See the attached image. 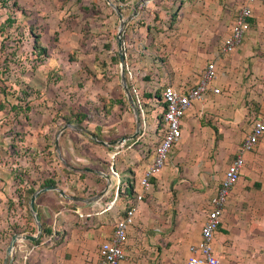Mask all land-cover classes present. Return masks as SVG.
I'll return each instance as SVG.
<instances>
[{"label":"crops","instance_id":"1","mask_svg":"<svg viewBox=\"0 0 264 264\" xmlns=\"http://www.w3.org/2000/svg\"><path fill=\"white\" fill-rule=\"evenodd\" d=\"M55 1L56 3H60L58 7H54L53 5L52 7L48 4L49 0H45L44 2L42 12L50 18L46 21L47 26H44L45 31H49V23L51 21L58 23V20L64 16V12L72 15L69 21L70 28L75 27L77 19H81L86 15L91 17V14L93 15L92 17L103 16V18L99 17L100 20L97 23L102 28L105 27L103 25L104 22H111V13L115 15L117 20L118 14H120L125 26H128L129 22L135 20L139 13L143 11V8L146 11H151L154 10V7H157L162 12H168V16L173 19L175 14L176 17L180 15L179 19L180 17L182 19L172 23V28L175 29L170 32L172 35L169 36V50L171 53L169 57L172 64L170 70L172 71L171 75L174 77L168 79L166 82L176 89L191 86L198 78L197 75H194L193 78L188 73L193 53L198 54L196 59L200 61L214 60L215 62L217 75L210 85L219 91L222 88L226 90L225 96L219 99V101L224 103L221 112L224 118L222 121L226 122L223 128L224 135L219 137V141H222V146H228V148L224 152L218 153L214 165L204 164L201 167V171L199 167L196 168L193 177L186 176V178L178 179L174 176L171 169L167 170L165 167L161 169L158 175L151 179L150 189L137 207L134 224L128 229L127 238L123 245L125 258L119 263L184 264L188 254V246L195 243L199 238V230L204 221L205 213L208 210V200L219 184L223 171L240 144V140L243 139L250 128L245 123V119L248 118L249 112L252 113V109L246 106L247 110H244L243 106H238L237 99L231 96L232 89L239 88L233 83V77L237 74L240 60L248 59L253 73L250 74L248 79L252 87L251 89L246 88V90H249L248 95L253 100H260L262 95H264V86L260 82V79L264 76V48L262 47L259 51H252L251 45L241 42L235 52L237 53L236 55L221 54L218 50L215 52L213 49L208 52L205 41L202 44V51H197L195 46L196 41H194L192 36L200 33V35L204 36L203 39L206 40L208 33L211 34L215 31L222 39L228 33L230 26L228 23L231 24L232 20H230V15H227L223 16L220 25L219 23H212L213 25L211 24L208 28L202 24L201 28L204 29H202V32L199 26L195 28L192 22L184 20L186 12H191L196 8L195 6H198L196 4L192 5L190 0H113L115 1L113 5L107 3V0H104L105 2L102 0ZM101 1L102 4H100ZM199 1L201 0H198L197 3ZM238 1L241 2V0ZM142 3V9H139ZM214 7L216 12L221 11L218 8V4ZM212 8L213 6H211ZM103 10H106L107 16L104 15ZM157 11L155 10V12ZM230 13L232 12L230 11ZM218 17L220 18V15ZM159 21V19L154 20L152 24L155 25ZM89 26L90 23L87 22V39H90L91 36L94 42L101 36L100 34L98 37L93 36L95 34L94 30L90 31ZM144 27L147 29V24ZM158 27L156 25V28ZM99 29L102 30L100 27ZM62 31L61 33L58 32L56 36L52 34V38H54L52 40L61 45V49L65 51L66 56L68 53L67 49L69 48L67 44L71 43V41L67 42L68 37L70 38L68 35L69 33H73V31L70 32L69 28L62 29ZM157 34L159 35V31ZM151 35L153 36V32ZM37 43L43 47L39 36ZM103 46L109 48L110 45L104 44ZM124 50L123 58L129 70L128 77L130 78V82H132L133 75H137L139 72L132 69V66H128V57L131 52L127 50L126 45ZM256 52L261 53V55L255 56ZM144 61L145 59L143 58L139 62L143 63ZM156 65L157 63L154 62L152 67L150 66L147 71L148 79L144 81L143 85L137 83L144 101L150 96L154 86L155 81L152 77H155L154 74L157 73ZM50 68L49 71H52L55 67L52 66ZM177 71H179L181 76L186 75L188 77V85L177 84ZM142 73L144 72H140L139 74L142 75ZM218 75L220 76L218 77ZM117 86L118 84L116 83L110 86V88L105 87L102 90L98 85L91 87L92 89L89 92L93 103L88 109L86 108L87 114L80 111L69 112V110L65 109L62 115L58 116L57 120H54L58 125L53 131L52 137H48L49 124L47 123L42 128L36 126L31 128L32 131L26 133L25 139L29 146V153H27L28 155H22L21 160L23 158V163L29 164L30 167L33 166L32 162L39 164V166H36L38 171H35L38 174L39 171L41 175L43 174L40 177V181H36L37 183L33 185H27V189L34 191L36 187L45 186L43 184L44 181L52 180L55 185L70 197L89 198L95 196L106 187L107 181L99 173L88 171L86 168L101 171L104 174L108 172L106 175L110 180V184L99 199L90 203L72 199H67L66 201L54 190L40 193L34 199L36 213L43 227L50 229L56 235H60V240L56 243H44L43 238L46 236L42 238L39 244L32 242L27 244L23 240H19L13 245L12 255L16 256L24 248L30 247L29 250H32L31 252L33 253L36 250L39 251L37 252L40 255L39 259L36 260L37 264H98L96 248L100 241L110 235L112 228L108 225L92 226V221L98 219L105 220V207L103 206L105 204L109 206L112 200L113 202L115 201L113 198L109 202L107 199L109 195L110 197H116L119 201L123 200L122 205L126 202L127 195L129 194L117 187L118 182L121 181L126 184L124 178H126V171L130 170V174L133 172L131 176L133 182L132 190H137L136 180H138L141 172L151 159L150 152L152 147L148 151L143 149V142L150 136H146L143 133L127 139L134 133V115L122 89L120 88L118 91ZM226 93L230 97H226ZM215 95L217 93L207 92L202 102L194 103L186 112L182 118L181 137L182 130L186 125L187 114L194 111H197L199 116L203 114V110L207 108L206 104H204L207 98ZM96 97L98 98L97 101ZM261 105L264 107V102ZM0 106L2 107L1 104ZM26 109H29V107ZM30 110L34 111L31 108ZM42 111H45V109ZM245 112L246 116H244ZM45 115L46 113L40 114L42 118H45ZM66 123H79L104 141H114V143L112 145H101L93 140V142H90L86 135L71 127H65L56 137L57 130ZM147 124L149 125L150 123ZM237 126H242L240 135L230 138V134H232L230 132L231 129L233 130ZM83 135L84 137H82ZM55 138H57L58 152L54 147ZM122 138L124 141L118 143ZM51 139L52 142L50 144L49 141ZM79 140L82 143L86 142V146L83 145V148H81L80 144H77ZM126 141L130 142L126 144ZM85 150H88L87 153ZM252 151L244 155V165L240 174L241 178L239 177L230 190L224 211L220 217V223L214 233L213 246L216 255L220 259L219 264H264V194L256 192L255 186L258 183L256 185L253 175L247 176L246 179L242 180V176L247 171L244 169L245 161L249 158L248 153ZM44 152L45 154H43ZM88 153L98 156L100 162L94 166L87 164L93 160L89 157ZM60 155L67 162V164L66 162L64 163L65 169L70 171L65 172L62 165L57 163L58 160L62 161ZM55 156H57V159H55ZM111 158L114 159L110 160ZM14 166V164L10 166L9 164H0V232L3 231L2 227L3 229L7 227L9 232H2V236L6 233L9 239L13 233H16L12 230V227H15L14 223L19 221L15 219L16 215L9 216L7 221H3V211L11 206L8 208L10 212L18 214L25 210L29 212V197L26 205H24L23 199V194L26 193L27 189L24 193L21 191L23 188L20 191H16L17 193L12 189L15 186H21L16 181L20 179L21 175L23 177L31 175V170L30 167L28 169L24 167L22 172L15 174V170L17 169ZM104 170L106 171L104 172ZM111 171L115 172V175ZM62 173L63 180L58 184L57 178L58 176H62ZM22 184L24 185L23 181ZM260 188L263 190L264 186L261 185ZM98 207L101 208L97 210ZM23 233L28 232L25 230ZM9 239L6 241L5 238H0V242L6 241L5 248ZM49 254L53 255V261L50 259ZM3 263L4 260L2 261Z\"/></svg>","mask_w":264,"mask_h":264},{"label":"rangeland","instance_id":"2","mask_svg":"<svg viewBox=\"0 0 264 264\" xmlns=\"http://www.w3.org/2000/svg\"><path fill=\"white\" fill-rule=\"evenodd\" d=\"M12 1L15 2L16 6H12ZM102 1L105 2L104 0ZM102 1L100 4H102ZM197 1L198 0H190L192 5L196 4L198 6H195L196 8L191 12H186L184 20L192 22L195 28L199 26L200 31H202V24L208 28L212 23H219L220 25L223 16L230 15V20H233V15L236 13L243 0H241V2H237V0H201L199 3H197ZM44 2L45 0H6V2L0 0V104L2 105V107L0 106V164H9V166L14 164V167L17 169L15 170V174L22 172L24 167L26 169L30 167L29 164L26 165L23 163V158L21 160V156L24 154L28 155L27 153H29V146L25 136L26 133L32 131L31 128L36 126L42 128L47 123L49 124L48 137H52L53 131L58 125L54 120H57V117L61 116L65 109L69 110V112L80 111L81 113L85 112L84 114H87L86 110L93 103L89 92V90L92 89L91 87L98 85L102 90L105 89V87L110 88V86L117 83V90L119 91L121 86L118 83L119 63L116 34L119 35L122 52H125V45L127 50L131 52L128 57V66H132V69H135V71L139 73L144 72L142 75L139 73L133 75L132 72V83L136 84V87H138L137 83L143 85L144 81L148 79L147 71L150 66L152 67L154 62L157 63V73H155L154 76L158 78L160 83H166L168 79L174 77L171 75L172 71L170 70L172 64L169 57L171 54L169 50V36L172 35L170 32L175 29L172 28V23L182 19L181 17L179 19L180 15L176 17L175 14L173 19L168 16V12H162L157 7H154V10L151 11H146L143 8V11L139 13L136 19L129 22L128 26H125L124 23L118 33V20L113 13H111V22H104V28L99 26L100 24H97L99 23L98 20H100L99 17L103 18V16L92 17V14L91 17L86 15L81 19H77L75 27L70 28L69 21L72 15L64 12V16L58 20L59 22L55 23L51 21L49 23V31H45L44 26H47L46 21L50 18L47 14L42 12L44 9ZM114 2L113 0H108L107 3L113 5ZM48 4L58 7L60 3H56L55 0H49ZM216 4H218V8H220L221 11H215L214 6H216ZM142 6L143 3L139 9H142ZM211 6H213L212 9ZM155 10L158 11L155 12ZM230 11L233 14L230 13ZM102 12L104 15H108L106 10ZM219 15L220 18L218 17ZM157 19L160 21L153 25L152 23ZM248 19V25L242 35L240 44L242 42L243 44L251 45L252 51H259L262 47L264 48V0L255 1L251 16ZM87 22L90 23V31L94 30L95 34H93V36L98 37L99 34L101 36L94 42L91 36L90 39H87ZM145 24L148 26L147 29L144 27ZM228 24L230 25V23ZM156 25L159 27L156 28ZM99 27L102 30H100ZM66 28H69L70 32L73 31V33H69L68 36H70V38L68 37L67 39V42L71 41L72 43L67 44L69 47L67 49V57L65 56V51L61 49V45L52 40L54 39L52 38L53 35H58V32L61 33L63 32L62 29ZM157 30L159 31V35L157 34ZM151 31L153 32V36L151 35ZM34 33L39 36L41 45L45 49V56L35 53L32 50L33 39L31 34L33 35ZM192 38L196 41L195 46L197 51H202V44L206 41V50L208 52L212 49L217 52L222 40L221 36L215 31L211 34L208 33L206 40L203 39L204 36L202 34L200 35V33L192 36ZM104 44L110 45L109 48L104 47ZM238 46L231 54H237L235 52ZM192 55L193 58L191 59L188 73L194 78V75L199 76L204 61L196 59L198 56L197 53H193ZM254 55L259 56L261 53L256 52ZM143 58L145 61L140 63L139 61H142ZM250 64L246 58L240 60L237 74L233 77V83L239 88H233L231 91V96L237 99L238 106H243L244 110H247L246 106L252 109V113L249 112L248 120L245 119V123L249 126L251 125L253 116L263 109L261 103L264 102V95H262L260 100H253V98L248 95L249 90H246V88L251 89L252 87L251 82H248L250 74L253 73ZM52 66L55 67L53 68L54 72L53 70L49 71ZM123 69H125L124 58ZM124 73L126 79L129 80L125 70ZM220 75H218V77ZM152 78L154 80V77ZM176 80H178L177 84H189L188 77L186 75L181 76L179 71H177ZM225 92L226 90L222 88L217 95L207 98L204 103L207 108L203 110L204 112L200 116L197 114V111L187 114L186 125L182 130V137L177 145L173 146L171 149L169 158L163 167H166L167 170L171 169L176 178L181 179L186 178V176L193 177L196 168L199 167L201 171V167L204 164L208 163L211 166L214 165L218 153L224 152L228 148V146H222V141H219V137L224 135L223 128L226 125L224 124L226 122L222 121L224 118L221 112L224 103L219 101V99L225 96ZM140 93L142 96L141 90ZM226 97H230L228 93H226ZM97 100L98 98L96 97V101ZM28 107L29 109H26ZM30 108L34 111L30 110ZM142 108L145 111L143 115L144 121L146 123H151L153 115L159 111L158 105L144 104ZM44 109L45 111H42ZM43 113H46L45 118L40 116V114ZM63 115L65 116V114ZM50 116L51 118H49ZM244 116H246V112ZM50 120H52L53 123L50 122ZM141 127L143 126L140 125L139 131L142 133L143 130H141ZM241 131L242 126H237L233 130L231 129L230 132L232 134H230V138L240 135ZM82 137H84V135ZM156 137L157 134L153 133L149 138L145 139L143 142V149L145 151L150 150L155 143ZM87 139L90 142L92 141L89 138ZM51 142L52 139L49 143L51 144ZM129 142L130 141H126V144ZM77 144H80L81 148H83V145L86 146V142L82 143L80 140L77 141ZM85 151L87 153L88 150ZM43 154H45V152ZM88 155L93 160L87 164L94 166L96 163L100 162L99 157L95 154L88 153ZM248 156L249 158L246 159L244 166V169L247 171L244 176H242V180L246 179L247 176L253 175L256 185L258 183V185L255 186L256 192H262L264 194V189L261 190L260 188L261 185L264 186V133L255 145L254 150L248 153ZM10 157L11 159L9 160ZM60 157L62 161L58 160L57 163L62 165L65 172L70 171L65 169L64 163L66 160L63 156L60 155ZM55 159H57V156H55ZM32 164L34 167H30L31 175L28 177H23L21 175L20 179H18L20 181H16L18 184H21V186L13 187L12 190H15V193H17L16 191H20L21 188H23L21 191L24 193L27 189V185L37 183L40 181V177L43 176V174H40V171V175L35 171L37 170L36 166H39V164H34L33 162ZM100 165L103 166L101 163ZM105 171L106 170H104V172ZM132 173L133 172L130 174V170L126 171V178H124L131 184H133L131 179ZM106 174H108V172ZM17 177L19 176L17 175ZM62 180L63 173L62 176H58L57 178L58 184H60ZM37 188L38 187H36V189ZM25 195L26 193L23 194L24 205H26ZM60 197L65 199L62 196ZM113 198L115 199L114 202L112 200ZM250 198L254 199L253 197ZM107 199L109 202L112 200V205L107 206V204H105L103 206L105 207V220H94L92 221V226L108 225L112 228L114 219L122 212L124 206V204L122 205L123 200L119 201V199L114 196L110 197V195ZM10 207L11 206L7 207V209L5 208L6 210L3 211V221H7L9 216L16 215L17 217H15V219L19 222L14 223L15 227H12V230L16 233H23V231L26 230V232H28L26 234H34L36 232V225L30 212L25 210L18 214L8 211ZM100 208L101 207H98L97 210ZM2 230V232H9L7 227L4 229L2 227ZM2 232H0V238L3 237L8 241L9 238L7 234L5 233L4 236H2ZM45 239L46 238H43L44 243L47 242ZM6 241L0 242V264H2L3 260V264H8V260L10 264H37L36 260H38L40 256L39 253H37L39 252L38 250L33 253L31 252L32 250H29L30 247H26L20 254H16V256L12 254L6 255L4 250ZM23 241L27 244L30 243L28 240ZM50 242L51 241L48 243ZM49 256L53 261V255L49 254Z\"/></svg>","mask_w":264,"mask_h":264},{"label":"built area","instance_id":"3","mask_svg":"<svg viewBox=\"0 0 264 264\" xmlns=\"http://www.w3.org/2000/svg\"><path fill=\"white\" fill-rule=\"evenodd\" d=\"M256 0H243L229 26L228 33L222 38L219 45V53L231 54L240 44L242 35L248 25L247 19L251 16L252 8ZM6 2V0L4 1ZM129 70L127 65L125 69ZM125 74V73H124ZM217 75L214 60H206L196 82L188 87L176 89L168 83H160L154 77V86L151 94L144 101L139 86L126 81L128 90L139 115V126L136 135L145 133L146 136L157 134L155 143L151 148V159L143 169L138 180L137 190L127 195L122 212L116 216L112 224V230L108 237L99 242L96 248L98 264H119L125 258L123 249L128 229L134 224L138 205L143 201L145 194L151 186V179L158 175L169 158V153L181 138L182 118L194 103L203 101L207 92L218 93L217 88L211 87V82ZM264 86V76L260 79ZM143 100V101H142ZM153 102V103H152ZM158 105L157 111L151 123L148 125L144 120L145 111L142 105ZM143 132L141 133L140 130ZM264 133V107L252 118L249 130L244 135L235 153L227 163L222 177L214 193L208 200V210L199 230V238L195 243L188 246V254L184 264H219L220 259L216 255L213 246L214 233L220 223V217L224 211L227 197L233 184L239 179L243 165L244 155L252 151ZM113 175L115 172L111 171ZM127 183L118 182L117 187L126 191ZM111 204V203H110ZM109 204V206H110ZM46 241L54 242L59 235L51 232L45 237Z\"/></svg>","mask_w":264,"mask_h":264},{"label":"water","instance_id":"4","mask_svg":"<svg viewBox=\"0 0 264 264\" xmlns=\"http://www.w3.org/2000/svg\"><path fill=\"white\" fill-rule=\"evenodd\" d=\"M108 2V0H107ZM118 33L122 28V25L124 23L122 17L120 14H118ZM116 38H117V55H118V63H119V83L122 89V92L129 104V106L131 107L132 113L134 115V123H135V129H134V133L129 136L127 139H131L134 137V135H136L137 130H138V126H139V115L137 112V109L135 107V104L133 102L132 96L128 90L127 84H126V79H125V74H124V69H123V52H122V46H121V41L119 38V35L116 34ZM65 127H71L72 129H75L76 131L86 135L89 139L93 140L94 142L101 144V145H112L114 143V141H104L103 139H101L99 136H97L96 134L90 132L89 130H87L85 127H83L81 124L79 123H75V124H70V123H66L64 125H62L58 130H57V134L56 137L58 136V134L65 128ZM124 141V139H120L118 141V143H122ZM54 147L55 150L58 152V145H57V138H55L54 141ZM86 170L94 172V173H99L101 176H103L106 181V187L100 191L97 195L89 197V198H77V197H70L68 195H66L62 189H60L57 185L55 184H50V185H45L42 187H39L37 189H35L29 196V200H28V208H29V212L32 215L34 221H35V225H36V232L34 234H26V233H13L10 236L9 242L5 248V254L6 255H10L12 254L13 251V245L16 241L19 240H28L30 242H33L36 238L39 237L40 232H41V226H40V222H39V218L37 216L36 210H35V206H34V199L36 196H38L40 193L45 192L47 190H54L56 191L60 196L64 197L65 199H72V200H79L85 203H90L93 202L97 199H99L107 190L109 184H110V180L108 178V176L104 173H102L101 171H97L94 169H90V168H86ZM8 264H10V261L8 260Z\"/></svg>","mask_w":264,"mask_h":264},{"label":"trees","instance_id":"5","mask_svg":"<svg viewBox=\"0 0 264 264\" xmlns=\"http://www.w3.org/2000/svg\"><path fill=\"white\" fill-rule=\"evenodd\" d=\"M2 2H4L5 0H1ZM12 6H16V4H15V2H13L12 1ZM20 10V9H19ZM248 20L249 19H247V23H248ZM31 33V32H30ZM31 36H32V42H33V44H32V50L35 52V53H38V54H42L43 56H45V49L43 48V47H41V46H39L38 45V43H37V40H38V35H36L35 33L32 35L31 34ZM78 121V120H77ZM79 122V121H78ZM54 182L52 181V180H46V181H44L43 182V184L44 185H49V184H53ZM126 183H127V186H126V193L127 194H130L131 192H132V184L130 183V182H127L126 181ZM32 189H27V191H26V201H27V199H28V197L27 196H29L31 193H32ZM35 230H36V228H35ZM50 233H51V230L50 229H48V228H46V227H43V224L41 223V232H40V235H39V237L38 238H36L32 243H34V244H39L40 242H41V240H42V238L43 237H45V236H48V235H50ZM45 234H47V235H45ZM60 240V235H59V238L57 239V240H55L53 243H56V242H58Z\"/></svg>","mask_w":264,"mask_h":264}]
</instances>
